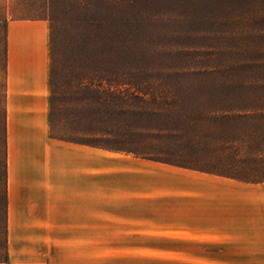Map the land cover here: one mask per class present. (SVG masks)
<instances>
[{
    "label": "rangeland",
    "instance_id": "obj_1",
    "mask_svg": "<svg viewBox=\"0 0 264 264\" xmlns=\"http://www.w3.org/2000/svg\"><path fill=\"white\" fill-rule=\"evenodd\" d=\"M13 19L48 23L53 137L264 183V0H0V264Z\"/></svg>",
    "mask_w": 264,
    "mask_h": 264
},
{
    "label": "crops",
    "instance_id": "obj_2",
    "mask_svg": "<svg viewBox=\"0 0 264 264\" xmlns=\"http://www.w3.org/2000/svg\"><path fill=\"white\" fill-rule=\"evenodd\" d=\"M50 70L47 21L8 20L9 264H140L141 233L163 242L146 264H264L263 182L53 137Z\"/></svg>",
    "mask_w": 264,
    "mask_h": 264
},
{
    "label": "trees",
    "instance_id": "obj_3",
    "mask_svg": "<svg viewBox=\"0 0 264 264\" xmlns=\"http://www.w3.org/2000/svg\"><path fill=\"white\" fill-rule=\"evenodd\" d=\"M93 145H96V144L93 143ZM252 182H262V181H252ZM3 263H4V262H3Z\"/></svg>",
    "mask_w": 264,
    "mask_h": 264
}]
</instances>
